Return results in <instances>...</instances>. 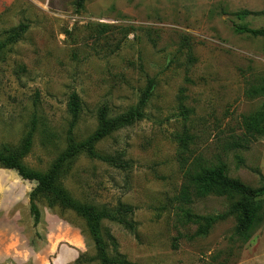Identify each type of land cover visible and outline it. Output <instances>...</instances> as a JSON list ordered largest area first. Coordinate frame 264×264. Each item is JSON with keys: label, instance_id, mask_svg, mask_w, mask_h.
<instances>
[{"label": "rangeland", "instance_id": "1", "mask_svg": "<svg viewBox=\"0 0 264 264\" xmlns=\"http://www.w3.org/2000/svg\"><path fill=\"white\" fill-rule=\"evenodd\" d=\"M75 1L0 0V42L27 26L0 56V147H20L34 121L23 163L44 173L66 150L71 94L80 100L73 137L81 142L96 130L99 110L105 107L110 118L126 113L153 80L145 118L96 146L103 156L121 155L129 169L81 155L62 186L83 204L135 209V235L102 224L117 246L110 253L132 264H264V223L247 243L233 237L235 199L177 201L178 139L185 135L189 162H221L230 179L261 188L264 94L247 90L264 76V40L235 34L230 21L264 29V0H86L80 11ZM240 12L250 15L238 20ZM252 115L262 120L263 133L232 148L241 118ZM34 188L0 168V264H97L75 213L38 200L40 222L33 227ZM258 199L264 201V191Z\"/></svg>", "mask_w": 264, "mask_h": 264}, {"label": "trees", "instance_id": "2", "mask_svg": "<svg viewBox=\"0 0 264 264\" xmlns=\"http://www.w3.org/2000/svg\"><path fill=\"white\" fill-rule=\"evenodd\" d=\"M86 0H76L75 9L80 11L84 8ZM250 14L240 12L235 14L238 20H244ZM230 25L237 35H244L264 40V29H252L248 26L238 25L230 21ZM103 31L107 27L101 26ZM27 26L20 25L10 30L3 41L0 42V56L11 45L19 42ZM185 43L188 56L192 59V50L189 44ZM155 90V83L148 79L144 90L141 92L137 104L126 113L110 118L107 109L104 107L97 114V128L84 141L76 142L73 131L77 125L81 106L76 93L71 94L67 104V112L70 117L67 133V147L61 153L50 169L44 173L33 171L27 168L23 159L30 151L32 137L35 129V122L31 124L29 133L18 148L0 147V168L14 171L23 180L35 183L34 190L29 195V214L33 227L37 228L40 222V212L37 201L43 200L49 209L59 208L68 210L84 222L85 235L93 244L94 261L97 264H132L124 257L110 253V249L116 250L117 246L109 232L103 230V222H109L121 227L131 235L136 233V223L133 220L135 209L131 206L119 204L114 209L98 208L75 200L62 186L60 180L70 169L72 163L81 155L90 160L103 162L111 167L126 170L127 163L122 162L123 157L117 158L103 156L96 151V146L112 134L131 127L145 118V110ZM247 92L250 95L258 96L264 94V76L255 80ZM258 115L243 116L241 118V136L238 137L232 148H243L263 133L262 120ZM178 160L182 173V185L177 196V201L183 205H191L194 200H200L209 195L223 194L230 199H235L230 207V214L235 216L236 225L233 237L241 243H247L253 231L264 223V201L258 199V193L264 191V179L260 177V190L252 189L237 180L230 179L226 175V167L218 162L208 164L202 158H195L188 161L186 155L189 150L187 145L191 143V137L185 135L178 139ZM216 219H209L212 224ZM85 263V262H84Z\"/></svg>", "mask_w": 264, "mask_h": 264}]
</instances>
